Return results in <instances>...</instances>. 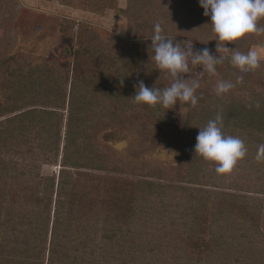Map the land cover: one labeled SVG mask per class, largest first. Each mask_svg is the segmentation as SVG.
I'll return each mask as SVG.
<instances>
[{
    "label": "trees",
    "instance_id": "trees-1",
    "mask_svg": "<svg viewBox=\"0 0 264 264\" xmlns=\"http://www.w3.org/2000/svg\"><path fill=\"white\" fill-rule=\"evenodd\" d=\"M43 1L95 15L117 11L126 20L128 36L124 39L114 35L104 44L94 29L82 27L76 20H63L60 33L72 42V71L56 67L53 62L36 63L22 56H9L16 44L13 30L21 6L19 0H0V30L4 31L0 39V264H112V261L129 264L125 254L131 252L129 246L119 245L117 257L110 254L109 246L114 248V244L106 226L99 220L75 216L76 210L69 201L71 196L58 206L64 210L67 229L54 233L50 242L49 216L44 213L50 205L45 184L39 193L42 196L36 195L35 204L28 210H16L10 204L8 193L15 194L14 187L23 188L26 194L34 189V180L39 178L33 177V168L39 169L41 162L57 163L64 121L61 112H67L65 166L101 169L93 132L123 124L118 116L120 112L128 118L137 113L136 128L142 138L164 139V144L187 160L186 170L178 181H169L170 175L160 168L154 172L165 181L141 178L130 183H133L132 201L134 205L138 203L140 213L143 209L153 213L152 207L159 206L162 212L175 216L168 219L177 227L172 229V224H162L159 237L163 241L155 242L153 232L157 228L145 213L142 223L145 233L136 238L138 242L131 245L132 251L143 255L153 254L157 249L164 263L172 259L176 264L227 263L235 248L245 254L256 251L261 255L264 198L253 195L258 185L252 188L247 183L237 187V180L232 178L237 165L230 173H217L216 163L196 155L195 145L199 128L220 115L224 134L242 139L246 155L258 151L257 146L264 144V95L251 85L240 94L235 89L219 96L200 90L197 106L186 104L184 112H180L179 102L166 109L160 105L137 104L133 97L141 80L147 87L159 89L173 82L150 59L154 56L151 38L157 22L164 34L180 42L181 47L190 41L195 51L208 48L215 57H223L229 71L239 69L231 64L232 50L247 53L255 47L264 49V33L247 34L234 42L219 44L211 19L204 15L199 0H126L125 9L119 8V0ZM258 26L264 28V19L258 21ZM225 46L229 50L225 51ZM190 67L197 73L202 71L199 65ZM263 67L264 62H260L252 74L264 75ZM84 68L87 73L80 74ZM108 99L115 104H109ZM36 147L40 152H35ZM148 172H143L141 177H146L144 173ZM67 184L69 192L71 181ZM131 211L135 216V209ZM118 231L120 244L123 229ZM98 235L108 243L98 244L95 241ZM259 238L263 239L262 244ZM244 260L237 261L242 264ZM261 263L255 258L252 264Z\"/></svg>",
    "mask_w": 264,
    "mask_h": 264
},
{
    "label": "rangeland",
    "instance_id": "rangeland-1",
    "mask_svg": "<svg viewBox=\"0 0 264 264\" xmlns=\"http://www.w3.org/2000/svg\"><path fill=\"white\" fill-rule=\"evenodd\" d=\"M50 3L52 4L43 0H19L21 13L13 30V37L16 39V44L8 53L9 56L10 54L14 56H22L27 60H36V63L53 62L56 67L72 71L74 64L72 42L70 37H66L60 33V20L61 22L63 20H76L82 25V27L86 26L94 29L95 32L100 34L102 43L104 44H108L114 35L124 39L128 36L126 20L117 11H108L104 15H95L81 10H71L60 7L57 2ZM118 6L120 9H125L126 0H119ZM3 32L4 31L0 30V39L4 37ZM80 36H82V33H80ZM80 39L83 41V37ZM252 49L257 50L262 54L261 62H264V49L260 47ZM193 51L195 52L194 49ZM213 55L217 56L216 54ZM219 67L220 68H217V75H210L206 71L197 73L196 70L190 67L191 72L186 74L185 78H194L199 81L200 88L197 89L195 93L196 96L200 90L202 92L207 90L215 92L216 84L220 80L233 83L235 87L232 89H235V92L238 94L243 93L245 89L251 85L256 92L264 95V75L259 76V78L257 75L252 74V70L241 71L240 69H236L235 71H229L226 69L227 66L225 61H223ZM262 69L264 72V67ZM83 73H87L85 68L83 69ZM239 77L243 78L242 82L236 83L237 78ZM107 102L109 104H115L112 99H108ZM185 106L186 104H182L180 112L185 111ZM121 114L123 113L120 112V115ZM132 114V117H136L135 115L137 113ZM127 125L128 126L119 125L112 127L110 130L93 132L97 147L104 153L107 150L110 151L113 159H115L117 163L119 162L120 165H118L119 167H115L114 170H111L113 173L109 174H93L89 171L73 172V180L71 181L68 193V195L71 196L69 201H71V198L73 199V205L71 204V206L76 210L74 211L75 216L78 217L83 215L77 211L82 209L85 212L92 213V217H90L91 219L99 220L106 226L110 233L109 237L111 242L114 244V248H110L109 246L110 254L113 253L117 257L120 251L119 245L125 246L126 244L129 246L128 251H131L128 254L127 252L125 253L129 264H176L175 262H172V259L165 260L164 263V258L157 252V249H155L153 254L145 253L143 255L131 250V245H133L134 242H138L136 238L145 233V230L142 229V223L145 220V216L149 219L151 225L157 228V230L153 232V239L155 242L163 241L162 237H159V230L161 229L162 224H172L170 225L172 229L177 227L175 226V222L168 219V217L175 216L171 215V213L162 212L159 206L152 207L154 208V212L152 211L153 213H151L150 210L145 209L140 213L138 203H136L137 205H134V201L129 200L132 195L133 183L131 186L129 184L136 179L128 175L122 176V174H133L137 177L140 173L142 176L143 172L149 171L148 173H144V175L146 174V177L143 176L142 180L151 181L152 179L153 181L159 182L165 180L158 179L159 175L154 171L156 169L164 168L163 171L170 175L169 181L175 182L178 181L179 176L186 170L188 162L181 153L174 148L170 149L168 145L164 144V139L142 138L139 134L138 128L129 125V123ZM166 131L167 130L164 132ZM168 132L173 131L168 130ZM259 146L260 145L257 147L259 148ZM256 155L257 151H253L248 153L243 159L239 160L236 164L237 168L235 169L232 178L237 180V187H239V185H247V183H250L252 188L253 186L258 185L256 189H253L257 190L253 191V195L258 196L263 200L264 159L257 161ZM58 172L59 169L52 165L45 164L41 169V175L43 177L52 176ZM34 181L35 187L31 190L29 195L42 196L39 193L44 188V180L40 177ZM113 191L117 194L115 197H118L119 199H111L108 197V192L113 193ZM89 193L92 194V197L98 199L95 200V203L91 202V204L85 206L82 200L87 201L86 194ZM34 198H36V196L33 197V199ZM135 206H138V208ZM132 208L135 209V216H132ZM148 208H150L149 204ZM145 213L148 214L145 215ZM131 217H134L133 221ZM176 218L175 221H178L177 216ZM130 221L132 222L129 223ZM119 228L126 230L123 232V238L122 240L120 239V244L118 243V234H114ZM142 237L145 239L144 235ZM257 240L262 244L263 239L259 238ZM146 241L147 240H145V242ZM251 248L253 249V246H251ZM233 250L234 251L228 262L225 263V261H223V264H241L238 263V259H240V261L246 259L242 264H252L255 258L256 261H262L261 264H264V252L259 255V253L254 250L253 253L249 254H245L243 251L236 248ZM111 256L114 258L113 255ZM112 264H116V261H112ZM192 264H196V261ZM216 264H221V261Z\"/></svg>",
    "mask_w": 264,
    "mask_h": 264
},
{
    "label": "clouds",
    "instance_id": "clouds-1",
    "mask_svg": "<svg viewBox=\"0 0 264 264\" xmlns=\"http://www.w3.org/2000/svg\"><path fill=\"white\" fill-rule=\"evenodd\" d=\"M204 9V15L210 17L213 31L220 42H234L247 34L259 35L264 33V28L258 26V21L264 19V0H199ZM154 56H150L156 68L167 72L171 78L170 86L163 89L149 88L141 80L133 97L137 104L149 106L160 105L166 109L180 104H190L196 107L198 97L197 89L200 83L197 79H184V74L191 72L190 65H199L202 71L210 75H217V65L223 62V57L212 55L208 48L193 51V43L174 42L172 38L164 34L159 22L154 25V34L151 38ZM218 44L217 51L220 53ZM229 50L225 46V51ZM262 54L250 49L247 53L232 50L231 64L241 71L254 70L259 67ZM242 77L237 78L236 83L242 82ZM235 85L228 81L220 80L215 87L216 94L228 93ZM196 155H200L207 161L215 162L217 173H230L237 162L247 154V148L239 137L225 135L223 121L220 115L214 120H209L204 128H199ZM257 161L264 159V144L260 145L256 155Z\"/></svg>",
    "mask_w": 264,
    "mask_h": 264
},
{
    "label": "flooded vegetation",
    "instance_id": "flooded-vegetation-1",
    "mask_svg": "<svg viewBox=\"0 0 264 264\" xmlns=\"http://www.w3.org/2000/svg\"><path fill=\"white\" fill-rule=\"evenodd\" d=\"M73 70V67H72ZM80 74H83V69L82 72H80ZM64 115V121H63V131L61 132V141H60V154L59 157L57 158V163H51V164H46V165H52L55 168L59 169V172L52 175V176H46L43 177L41 175V169L43 167V165H45V163H40V168H33V170H31L33 172V177H37L43 179L45 181V191H46V195H47V203H49L50 205L47 206L48 209H46V211L44 213H46V216H49V231H48V241H51L52 235L55 233L57 234V232L62 233L61 231H65L67 229V221L65 218V213L63 209H59L58 206H62L64 205L65 201L68 198V189H69V183L70 181H72L73 179V172H92V173H97V174H109V173H113L111 170H114L115 167H119L118 165H120V163L113 159V156L110 154V151H105V153L100 150L98 147V154H99V164L101 166V169L98 170H92V169H86L85 167H82L81 169H77L75 167H70V166H65L63 164V159H64V153L63 150L65 148L66 145V138H65V125L67 123V112H61ZM119 114V113H118ZM133 114H131L128 118L126 117L127 115L124 114H119L118 116L121 117V124L120 126H128L127 124L129 123V125L136 127L137 122H135L136 120H138V114H136V117H132ZM131 119V120H130ZM133 123H131V122ZM35 152H40L38 147L35 148ZM44 160V158H42ZM54 159L51 158V161H53ZM116 165V166H115ZM102 166H105L104 168H102ZM130 176V177H134L136 180L141 179V173L136 177L133 174H122V176ZM135 180V181H136ZM67 183H64V182ZM62 204V205H61ZM58 208V210H57ZM162 211V210H161ZM60 223V225H59ZM64 224V225H63ZM106 230H108L106 228ZM119 230V229H118ZM126 231L123 229V232ZM122 232V231H121ZM59 233V234H60ZM116 233L119 235L120 231H116ZM101 235H103V233H100ZM120 236V235H119ZM118 236V238H119ZM98 244L100 241L106 242L108 243L107 239H103L101 236L98 235L97 240H95Z\"/></svg>",
    "mask_w": 264,
    "mask_h": 264
},
{
    "label": "water",
    "instance_id": "water-1",
    "mask_svg": "<svg viewBox=\"0 0 264 264\" xmlns=\"http://www.w3.org/2000/svg\"><path fill=\"white\" fill-rule=\"evenodd\" d=\"M59 23L61 24V20L59 21ZM60 24H59V31H60ZM22 183H23V181H22ZM130 186H131V184H130ZM13 189L15 191V194H14V192L12 194L8 193V198L10 200V204L14 207V209L25 211V210H28L29 208L32 207V203H33V205L35 204L34 199L29 195L30 193L29 194L23 193L24 192L23 188L14 187ZM132 193H133V191H132ZM115 195H117V194H115L114 191H113V193L108 192V197H110L111 199H116V198L119 199L118 197H115ZM35 196L36 195H33V197H35ZM96 199H98V198L92 197V194L89 193V194H86V200L87 201L82 200V202L85 204V206H87V205L91 204V202L95 203ZM101 199H102V197H101ZM105 199H107V198H105ZM129 200H132V195L129 198ZM72 201H73V199L71 198L70 203H72ZM77 211L79 213L83 214V215H81V217H89V218L92 217L91 212H85L82 209L77 210Z\"/></svg>",
    "mask_w": 264,
    "mask_h": 264
}]
</instances>
